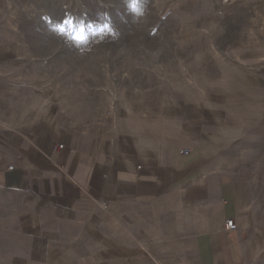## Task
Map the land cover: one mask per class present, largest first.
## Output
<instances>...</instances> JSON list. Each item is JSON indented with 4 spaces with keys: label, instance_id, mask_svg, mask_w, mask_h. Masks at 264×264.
Segmentation results:
<instances>
[{
    "label": "crops",
    "instance_id": "0c3cea01",
    "mask_svg": "<svg viewBox=\"0 0 264 264\" xmlns=\"http://www.w3.org/2000/svg\"><path fill=\"white\" fill-rule=\"evenodd\" d=\"M220 1L242 48L94 127L30 102L0 55L9 232L78 264H264V0Z\"/></svg>",
    "mask_w": 264,
    "mask_h": 264
},
{
    "label": "rangeland",
    "instance_id": "374dc122",
    "mask_svg": "<svg viewBox=\"0 0 264 264\" xmlns=\"http://www.w3.org/2000/svg\"><path fill=\"white\" fill-rule=\"evenodd\" d=\"M10 3L7 12L0 0V55L12 62L29 101L68 127H94L115 115L118 103L191 82L243 45L236 20L218 16L228 12L220 0ZM10 217L0 210V264H78L59 254L47 258L42 249L57 246L51 240L9 232Z\"/></svg>",
    "mask_w": 264,
    "mask_h": 264
},
{
    "label": "built area",
    "instance_id": "2783aa9c",
    "mask_svg": "<svg viewBox=\"0 0 264 264\" xmlns=\"http://www.w3.org/2000/svg\"><path fill=\"white\" fill-rule=\"evenodd\" d=\"M62 146H58V148H61ZM183 154L187 155L189 153V150L185 149L182 151ZM9 170H12V167L8 168ZM236 229L234 222L232 220H227L224 223V230L226 231H234Z\"/></svg>",
    "mask_w": 264,
    "mask_h": 264
},
{
    "label": "bare ground",
    "instance_id": "6f19581e",
    "mask_svg": "<svg viewBox=\"0 0 264 264\" xmlns=\"http://www.w3.org/2000/svg\"><path fill=\"white\" fill-rule=\"evenodd\" d=\"M5 29V28H4Z\"/></svg>",
    "mask_w": 264,
    "mask_h": 264
}]
</instances>
